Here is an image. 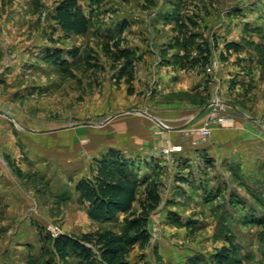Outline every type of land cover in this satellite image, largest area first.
I'll use <instances>...</instances> for the list:
<instances>
[{
	"label": "rangeland",
	"instance_id": "obj_1",
	"mask_svg": "<svg viewBox=\"0 0 264 264\" xmlns=\"http://www.w3.org/2000/svg\"><path fill=\"white\" fill-rule=\"evenodd\" d=\"M59 1L0 0V264H74L42 241L44 233L120 230L122 217L117 223L90 218L76 190L79 166L119 129L138 135L151 126L165 137L172 122L167 115L187 113L190 104L206 122L192 125L193 115L173 133L178 140H226L237 155L215 147L208 153L211 169L190 162L192 179L211 195L174 185L168 172L150 181L159 184L162 202L150 212V244L136 247L130 264L195 258L211 264L228 238L246 256L242 264H264V212L257 203L264 202V0H79L92 25L87 34L70 36L56 27ZM123 15L129 26L120 32L114 25ZM228 41L242 50L223 60ZM199 46L210 51L205 64ZM49 48L64 56L76 49L80 57L61 69L45 59ZM227 68L240 77L224 93L217 77ZM165 70L173 79L181 71L208 73V79L197 91L166 93L149 104ZM217 97L233 121L209 120ZM204 126L208 137L198 131ZM181 172L188 170L175 175ZM134 210L139 214V203Z\"/></svg>",
	"mask_w": 264,
	"mask_h": 264
},
{
	"label": "trees",
	"instance_id": "obj_2",
	"mask_svg": "<svg viewBox=\"0 0 264 264\" xmlns=\"http://www.w3.org/2000/svg\"><path fill=\"white\" fill-rule=\"evenodd\" d=\"M54 20L56 27L68 36L84 35L91 29V19L87 15L79 0H60ZM122 32L124 24L116 28ZM200 61H209V50L197 48ZM226 58L233 52L242 50L240 43L228 41L225 44ZM59 48H49L45 59L64 69L80 57L78 50H68L66 56ZM228 54V55H227ZM188 173L176 175L180 184H189L197 192L206 196L211 192L208 187L192 179L194 170L189 161L179 164ZM215 161L209 154H202V167L211 169ZM158 173L149 175L144 173L140 164L127 158L121 151L111 148L106 153L94 159V166L90 176L81 178L76 184V190L81 200L87 204L91 219L101 223H117L122 217L120 230L109 227L99 228L97 231L82 234L80 237L60 234L52 237L42 236V241L50 242L54 252L65 262L73 260L74 264H130V257L136 247L145 248L150 244L151 235L148 230L150 212L156 210L162 202L158 183H150ZM142 194V198L140 195ZM211 195V193H210ZM139 203L140 212L135 214V204ZM264 212L263 200H257ZM260 220H258V223ZM229 246H223L210 258L211 264H242L245 255L241 254L240 246L233 239L228 238ZM189 264H205L201 258L191 259Z\"/></svg>",
	"mask_w": 264,
	"mask_h": 264
},
{
	"label": "crops",
	"instance_id": "obj_3",
	"mask_svg": "<svg viewBox=\"0 0 264 264\" xmlns=\"http://www.w3.org/2000/svg\"><path fill=\"white\" fill-rule=\"evenodd\" d=\"M125 15L122 16L120 21H117L114 25V27H118L119 24H124L125 29L129 24L125 21L124 19ZM136 47V46H135ZM146 51V49H143ZM168 68L170 66H167ZM167 67L165 69H167ZM237 72L233 71L232 69H225L221 71V75L217 77L218 80L222 79V85L224 87V93H227V88L229 85H231L230 80L234 79L233 81L236 82L238 81L240 76H236ZM171 71L165 70V73L159 72L158 74V83L154 87V96L153 99L150 100L149 104H151L153 101L157 99L158 97H162L166 93H172L175 91H194L198 90L200 86L203 87L205 85L207 79H208V73L205 75L204 74H191V73H186L181 71L179 76L176 79L171 78ZM216 78V77H215ZM233 82V83H234ZM234 86V85H233ZM233 88V87H232ZM226 95V94H225ZM196 104V103H195ZM186 105V104H184ZM189 111H186L187 113H181L177 110H171L172 114H168V118L172 121L170 130L167 132V135L158 137L155 136V134L152 132L151 126H143V133L142 131L138 134L133 133L131 130H124V133H121L123 131H120V129L117 131V135H113V138L111 140L104 142L101 144V147L96 149V152H94L90 157L92 159L89 162H85V166H79V175H81L77 178L75 181L78 182L81 178L87 177L91 175V171H88L87 168H89L92 163H93V158L100 157L104 153H106L109 149L114 148L119 151H121L127 158H130L134 161H136L137 164H140V168L144 173H148L149 175L156 174L162 176L164 172L167 177H171L173 179L174 185L179 184L178 181H176V175L175 172L178 171L179 169H182V166L179 164L183 161H189L195 162L196 165H202V154H208L212 153L215 151V147H220L223 149L224 154H228L227 151L230 152V146L232 148V145L228 143L226 140H214V144L212 143L211 145L208 144V142H192V141H187L185 143H181L178 140V137L176 134H173L176 129L184 128L188 124L191 123V118L193 115H196V120L192 125H198L201 126L204 124L206 121V114L199 112V109H196V105H188ZM187 109V110H188ZM159 113H165L162 109L158 111ZM184 114L181 117H178V115ZM194 118V119H195ZM190 122V123H189ZM120 131V132H119ZM130 132V133H129ZM134 134V135H133ZM122 135V138L121 136ZM124 135V136H123ZM251 134H243V136H248ZM253 136V135H252ZM245 139H255L250 137V138H245ZM179 143L181 144V150L178 152L173 153L170 157L163 156L159 150L162 149L163 147L167 146L169 143ZM210 155V154H209ZM229 156L231 155H237L235 153L230 152L228 154ZM256 155V154H255ZM211 156V155H210ZM79 158L74 157L75 159H80L86 161L87 158H82L81 156H77ZM71 157H68L70 160ZM94 166V165H93ZM77 172H75L77 174ZM90 172V173H89ZM171 181V179H170ZM79 194V193H78ZM80 195V194H79ZM84 208L87 210V204L84 203ZM88 211V210H87ZM121 219V218H120Z\"/></svg>",
	"mask_w": 264,
	"mask_h": 264
},
{
	"label": "built area",
	"instance_id": "obj_4",
	"mask_svg": "<svg viewBox=\"0 0 264 264\" xmlns=\"http://www.w3.org/2000/svg\"><path fill=\"white\" fill-rule=\"evenodd\" d=\"M222 103L223 102L218 97L215 98V100L211 104V106L214 107V110L212 111V114H210V117L211 118H209V120H214V121L219 122L221 124H224V122H226V121H233L234 120L232 117H226L223 114V110L222 109L224 108V105ZM216 112L218 114H220V115H218V116L215 115ZM206 124H208V123H206ZM198 131L200 133L204 134V136H207V137L211 135L210 128H207L206 126H204L202 129H198ZM180 150H181L180 147H177V146H168L166 148L160 149L159 152L163 156L170 157L173 153L178 152Z\"/></svg>",
	"mask_w": 264,
	"mask_h": 264
}]
</instances>
